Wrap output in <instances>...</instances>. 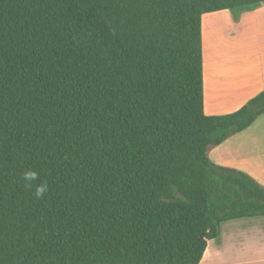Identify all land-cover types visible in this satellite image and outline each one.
<instances>
[{
  "label": "trees",
  "instance_id": "trees-1",
  "mask_svg": "<svg viewBox=\"0 0 264 264\" xmlns=\"http://www.w3.org/2000/svg\"><path fill=\"white\" fill-rule=\"evenodd\" d=\"M262 4L0 0V264H199L223 222L264 216V186L207 154L264 89L207 115L201 34Z\"/></svg>",
  "mask_w": 264,
  "mask_h": 264
},
{
  "label": "crops",
  "instance_id": "crops-1",
  "mask_svg": "<svg viewBox=\"0 0 264 264\" xmlns=\"http://www.w3.org/2000/svg\"><path fill=\"white\" fill-rule=\"evenodd\" d=\"M229 12H208L201 18L204 112L207 115L233 112L264 89V29L249 26L245 31L247 26L242 24V13L235 19ZM219 14L220 17L216 16ZM217 24L219 29H216ZM241 29L240 37L245 41L238 38ZM231 30L234 32L227 35ZM263 127L264 113L239 133L251 130L252 134L258 135ZM255 139L249 142L258 145L260 141L264 142L263 138ZM261 151L259 149L256 155L262 160L251 164L255 170L247 168L243 172L264 185V152ZM243 153L245 159L252 155L249 150ZM260 153L263 156H259ZM209 154L212 162L227 166ZM236 165L231 162L227 167ZM199 264H264V216L223 222L219 237L208 241Z\"/></svg>",
  "mask_w": 264,
  "mask_h": 264
},
{
  "label": "rangeland",
  "instance_id": "rangeland-1",
  "mask_svg": "<svg viewBox=\"0 0 264 264\" xmlns=\"http://www.w3.org/2000/svg\"><path fill=\"white\" fill-rule=\"evenodd\" d=\"M225 11L227 13L229 12L228 10H225ZM220 15L221 14L216 15V16L220 17ZM241 17H243V21H242V24L244 23L243 26H247V29L245 28V31L249 30V26H257V27L264 29V4H262L259 8L255 9V10L243 12L241 14ZM247 22H248V24H247ZM218 25L219 24H217V27H218ZM232 31L233 30L228 31L229 33H227V35L230 34ZM242 33H243V31L241 29L240 32L238 33L239 34L238 38L240 39V41H243V39H244V38L240 37V35H242ZM244 41H245V39H244ZM259 128L261 129L262 126H260ZM260 129H259L258 135L252 134L253 131H251V130L249 132L233 134L223 143L216 145V146L209 147L207 154L210 152L211 154H209V155H211L213 158L216 157L217 159H219V162L222 161L223 163H225L224 165L228 166V164L232 162L235 165L237 164L236 166H234V168H236V169L244 171L247 168H249L250 170L254 171L255 169H253L251 164L252 165H254V163L257 164V163H259L258 162L259 160H262V158H260L256 155V152H258L259 149L262 150L261 152H264L263 151L264 150V145H263L264 142L260 141V143L258 145L256 143L249 142V140H253V138L254 139L256 138L255 140H257V138H259V137L264 139V135H262V134H264V127L261 131H260ZM244 150H249L252 154L249 156L248 159H245L243 157L244 156V153H243ZM261 154L262 153H260L259 156H263V154L262 155ZM231 168H233V167L231 166ZM221 227H222L221 229L224 230L223 226H221Z\"/></svg>",
  "mask_w": 264,
  "mask_h": 264
},
{
  "label": "clouds",
  "instance_id": "clouds-1",
  "mask_svg": "<svg viewBox=\"0 0 264 264\" xmlns=\"http://www.w3.org/2000/svg\"><path fill=\"white\" fill-rule=\"evenodd\" d=\"M36 179V174L34 172L28 171L25 173V180L31 183ZM47 191V185H40L37 187L36 195L37 197L42 196Z\"/></svg>",
  "mask_w": 264,
  "mask_h": 264
},
{
  "label": "bare ground",
  "instance_id": "bare-ground-1",
  "mask_svg": "<svg viewBox=\"0 0 264 264\" xmlns=\"http://www.w3.org/2000/svg\"><path fill=\"white\" fill-rule=\"evenodd\" d=\"M225 23V22H224ZM213 24V23H212ZM217 26V25H216ZM218 27H216V29H217ZM219 29V28H218Z\"/></svg>",
  "mask_w": 264,
  "mask_h": 264
}]
</instances>
